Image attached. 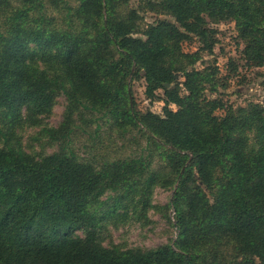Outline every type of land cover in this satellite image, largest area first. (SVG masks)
Instances as JSON below:
<instances>
[{
	"label": "trees",
	"instance_id": "1",
	"mask_svg": "<svg viewBox=\"0 0 264 264\" xmlns=\"http://www.w3.org/2000/svg\"><path fill=\"white\" fill-rule=\"evenodd\" d=\"M148 13L167 19L147 25ZM226 22L247 64L264 68V0H0V264H264V99L228 105L215 63L196 68L218 43L211 25ZM194 41L201 49L186 53ZM140 72L150 102L164 92L162 115L136 110L129 82ZM60 95L55 130L44 121ZM86 104L139 130L147 156L96 168L67 149L23 147L21 127L66 138ZM155 187L172 191L176 239L105 246V219Z\"/></svg>",
	"mask_w": 264,
	"mask_h": 264
},
{
	"label": "rangeland",
	"instance_id": "2",
	"mask_svg": "<svg viewBox=\"0 0 264 264\" xmlns=\"http://www.w3.org/2000/svg\"><path fill=\"white\" fill-rule=\"evenodd\" d=\"M131 7L137 8L136 1ZM49 8V6H48ZM144 24H153L164 16L148 13L144 15ZM218 31V43L212 55L203 54L204 63H199L196 68L203 70L208 65L215 63L219 69V78L227 84L224 90L219 88V94L228 105L235 108L245 107L249 103H262L264 99V68L256 69L249 66L243 55L244 45L238 39L235 24L232 22L211 25ZM186 53H195L201 49L198 41L186 42L183 46ZM234 69V70H233ZM183 83L184 79H179ZM134 105L137 111L145 113L163 114L164 92L158 91L156 102L147 99L146 82L144 73L131 79L129 82ZM209 98L217 97V94ZM68 100L64 95L56 98L51 115L45 119V124L57 130L64 122ZM171 108L176 111L175 106ZM222 114V113H219ZM71 132L66 138L58 137L53 140L49 135L42 133L40 127L24 125L18 130L23 147L30 153L53 154L61 149L74 152L84 162L94 163L96 168L105 162L134 159L143 155L147 156L146 137L137 129L123 131L115 126L114 121L104 112L94 111L89 104L79 106L73 117ZM165 164L155 158L153 169L156 170ZM117 193L107 192L102 198L107 202V207L115 205ZM121 196V193L119 194ZM172 198V191L159 187L153 188L149 197L141 198L138 195H129L122 201L114 215L105 219L100 232L102 243L109 247L119 245L125 248L155 249L162 245L171 244L178 234L175 228V213L167 210ZM146 208L139 201H147ZM145 208V210H144ZM82 236V233H79Z\"/></svg>",
	"mask_w": 264,
	"mask_h": 264
},
{
	"label": "water",
	"instance_id": "3",
	"mask_svg": "<svg viewBox=\"0 0 264 264\" xmlns=\"http://www.w3.org/2000/svg\"><path fill=\"white\" fill-rule=\"evenodd\" d=\"M168 86L166 85V88H167Z\"/></svg>",
	"mask_w": 264,
	"mask_h": 264
}]
</instances>
